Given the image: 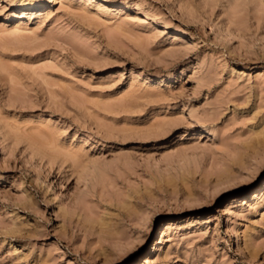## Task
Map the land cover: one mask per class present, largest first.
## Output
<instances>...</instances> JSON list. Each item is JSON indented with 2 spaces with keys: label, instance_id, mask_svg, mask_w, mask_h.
<instances>
[{
  "label": "rangeland",
  "instance_id": "1",
  "mask_svg": "<svg viewBox=\"0 0 264 264\" xmlns=\"http://www.w3.org/2000/svg\"><path fill=\"white\" fill-rule=\"evenodd\" d=\"M35 1L0 0V264H264V0Z\"/></svg>",
  "mask_w": 264,
  "mask_h": 264
},
{
  "label": "bare ground",
  "instance_id": "2",
  "mask_svg": "<svg viewBox=\"0 0 264 264\" xmlns=\"http://www.w3.org/2000/svg\"><path fill=\"white\" fill-rule=\"evenodd\" d=\"M42 1H43V0H36L35 2H32V3H26V4L32 7V6H35V5L37 6V4L42 3ZM162 1H163V0H162ZM162 1H161V2H162ZM165 2H166V1H164V3H165ZM24 6H25V5H24ZM160 7H161V6H160ZM161 8H162V7H161ZM161 8H160V9H161ZM158 11H160V10H158ZM158 11H157V12H158ZM161 11H162V9H161Z\"/></svg>",
  "mask_w": 264,
  "mask_h": 264
}]
</instances>
